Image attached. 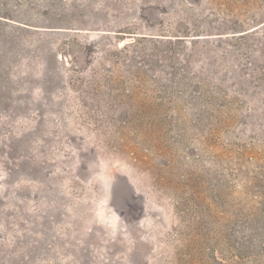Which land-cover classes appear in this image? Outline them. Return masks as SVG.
I'll list each match as a JSON object with an SVG mask.
<instances>
[{"label": "rangeland", "instance_id": "374dc122", "mask_svg": "<svg viewBox=\"0 0 264 264\" xmlns=\"http://www.w3.org/2000/svg\"><path fill=\"white\" fill-rule=\"evenodd\" d=\"M0 264H264V0H0Z\"/></svg>", "mask_w": 264, "mask_h": 264}]
</instances>
